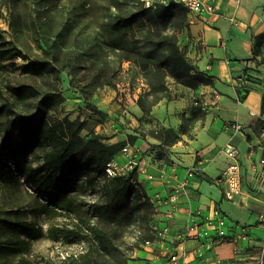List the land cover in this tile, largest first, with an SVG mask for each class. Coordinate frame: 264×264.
<instances>
[{"label":"rangeland","instance_id":"1","mask_svg":"<svg viewBox=\"0 0 264 264\" xmlns=\"http://www.w3.org/2000/svg\"><path fill=\"white\" fill-rule=\"evenodd\" d=\"M5 1L10 4V9L4 5ZM84 1L87 0H0V142L4 136L7 115L14 117L21 113L33 116L34 120L43 115L40 100L42 93L47 90L62 99L49 111L48 117L51 120L67 117L76 123L87 117L81 131L84 137L97 132L105 139L118 134L127 139L129 129L142 127L134 119L132 106L146 86L140 74L128 72V62L122 65L116 86L106 85L93 97L92 102L102 113L94 111L85 103L80 93L71 85L72 77L67 71L60 74L61 81H58L55 76L44 78L30 75L24 70L29 61L42 59L45 55L43 28L51 29L47 32L50 33L51 43L57 46L73 47L75 39L82 37L85 32L97 36L98 26L109 14L104 8L109 0H88L89 10L81 6ZM127 1L129 7H124L125 11L132 12L137 18L130 31L137 37H142L148 27L145 14L136 15L142 10V5L139 0ZM127 1L121 0V5H125ZM43 10H48L53 17L46 25L39 21ZM190 29L191 27H185L179 32V43L187 52L189 48L185 43ZM4 39L11 42L12 51L4 50ZM9 54H12V58L7 57ZM13 62H16L15 69ZM22 84L36 85L41 91L40 96L22 101L17 99L13 89ZM258 135L260 137V131ZM104 141L111 142L113 139ZM166 148L162 149L163 152H166ZM252 150L256 153L257 146H252ZM1 164H6L13 171L4 176L0 170V264H130L135 260L137 250L143 247V236L160 220L152 202L154 206L151 208L126 204L116 212L113 220L98 221L95 215L96 205L103 202L104 196L100 187L94 190L86 183L84 174H78L70 182H65L78 196V214L48 208V199L38 190L37 185L45 175L40 149L19 152L15 159L5 157L4 160L3 153L0 167ZM243 167L244 187L232 200L237 205H242L243 212L249 218L247 222L255 229L254 239L245 243L243 252L249 258L243 262L261 264L264 220L259 219V216L264 215V194L252 189V185H249V165L246 167L243 164ZM18 224L28 225L30 228L34 226L33 233H24ZM52 226H79L81 235L70 242L63 238L54 239L49 235V228ZM96 227L105 228L110 233L112 244L109 251L99 247L94 239Z\"/></svg>","mask_w":264,"mask_h":264},{"label":"trees","instance_id":"2","mask_svg":"<svg viewBox=\"0 0 264 264\" xmlns=\"http://www.w3.org/2000/svg\"><path fill=\"white\" fill-rule=\"evenodd\" d=\"M89 3L88 0L81 2V6L89 10ZM4 5L10 9L8 2L5 1ZM124 7H129L128 1L122 6L121 0H109L104 5L109 14L98 26L97 36L85 32L82 37L75 39L73 47L52 44L50 33L47 32L51 29L43 28L45 55L42 59L29 61L24 67L25 72L44 78L55 76L61 81L60 74L67 71L72 77L71 85L80 93L85 103L98 113L102 112L92 102L93 97L106 85L116 86L124 62L129 63L128 72L140 74L146 86L136 102L147 113L163 99L171 98V80L193 88L214 83L213 78L199 68L179 43V32L191 26L187 21L188 11L183 4L172 3L156 9L142 5V10L136 14H145V20L148 22L142 37H137L130 31L137 18L132 12H126ZM52 19L48 10H43L39 17L42 25L48 24ZM252 39L254 59H257L256 55H262L257 61L262 65L264 32L252 34ZM4 50L12 51L11 42L5 39ZM7 57L12 58V54ZM15 64L16 62H13L14 69L17 68ZM13 93L22 101L31 97L38 98L41 91L34 84H22L14 88ZM42 94L40 105L43 115L36 117V120L33 116L21 113L14 117L6 116L4 136L0 142V160L3 153L5 160V157L15 159L19 152L42 150V168L45 175L37 185L38 190L48 199L47 207L50 209L59 208L79 213L78 196L65 183L73 180L78 174H84L86 183L94 190L100 187L103 193V202L96 205L95 215L98 221L113 220L116 212L129 203L143 208L153 207L147 192L138 183L136 170L120 176H109L106 171L108 163L127 144H135L138 137L129 134L126 140L115 143L105 142V137L97 132L84 137L81 131L88 118L78 123L67 117L51 120L48 117L49 111L62 99L51 90ZM240 94L241 90H238V95ZM262 107L264 110V97ZM203 116L201 109L191 117L183 114L181 134L193 137L192 131ZM150 134L161 141L156 147L162 149L164 144L174 145L181 139L172 129L164 127L152 130ZM1 165L2 175H9L13 171L6 164ZM18 227L26 234H32L34 230V226L30 228L28 225L18 224ZM49 235L51 238H63L70 242L80 237L81 228L52 226L49 228ZM93 237L99 247L109 251L112 238L105 228L96 227ZM142 239V245L146 240H154L155 227L150 228Z\"/></svg>","mask_w":264,"mask_h":264},{"label":"crops","instance_id":"3","mask_svg":"<svg viewBox=\"0 0 264 264\" xmlns=\"http://www.w3.org/2000/svg\"><path fill=\"white\" fill-rule=\"evenodd\" d=\"M190 27L185 43L189 48L188 56L214 83L193 88L171 80V98L160 101L149 113L134 100V119L142 127L128 130L138 138L135 144H130L133 147L130 151H120L115 156L123 164L131 158L137 160L138 182L154 202L160 219L153 228L166 224L171 228L165 240L155 239L152 245L137 250L130 264H172L173 254L178 256L177 264L184 261L218 264V260L253 264L243 262L249 258L243 252L245 243L236 245L226 241L211 245L197 240L181 243L175 233L187 225L189 208L209 211L218 206L233 221L251 225L242 205L225 196L220 175L231 161L225 153L228 144L239 148L242 163L249 165L252 173L264 143V64L257 63L262 55L254 59L252 39V34L264 32V0H218L213 12L206 11ZM262 50L264 52V45ZM242 74L247 78L245 91L236 84V77ZM238 90H241L240 95ZM196 100L206 101L208 107L192 131L194 136L182 135V115L191 117L200 109ZM232 121L242 123L244 131L233 134L226 129L225 124ZM161 127L181 136L174 145L164 144L166 152L154 146L161 141L150 134ZM111 139L113 141L108 143L126 140L121 134L105 140ZM252 146H257L258 156L251 157ZM175 194L178 197L173 201ZM170 208H173L172 215H168ZM252 230L255 229L252 227ZM198 251L204 252V256L197 257Z\"/></svg>","mask_w":264,"mask_h":264},{"label":"built area","instance_id":"4","mask_svg":"<svg viewBox=\"0 0 264 264\" xmlns=\"http://www.w3.org/2000/svg\"><path fill=\"white\" fill-rule=\"evenodd\" d=\"M145 8L156 9L160 6H168L172 3L183 4L187 11V21L190 25L199 21L206 11L213 12L217 5L218 0H140ZM247 83L245 74L236 77V84L244 90V85ZM196 105L204 111L208 107L206 101L196 100ZM254 114V113H252ZM226 129L230 130L233 134L244 131V125L238 121H232L225 124ZM264 134V123L262 125ZM132 145L127 144L122 151L128 152L132 149ZM226 156L231 159L225 170L220 175V181L225 187V196L228 199H233L240 194L244 187V167L240 157V150L234 144H228L225 150ZM259 156L251 149L250 154L258 156L256 162L253 164V171L249 185L252 189L264 194V143L261 145V152ZM139 164L136 159H130L126 163H121L116 158H113L107 165L106 171L109 176L125 175L133 170H137ZM178 194L172 196V200H176ZM152 201V200H151ZM153 202V201H152ZM168 211V215L173 214V208ZM259 219L264 220V215L261 214ZM170 226L164 225L163 227H155V239L165 240L170 233ZM176 238L182 243L186 240H197L204 244L211 245L221 242H231L241 245L242 243H249L254 237L252 225L242 224L233 221L227 212L221 207L215 206L209 211L189 208V220L185 228L175 233ZM154 240H146L143 247L150 246ZM197 257H203L204 252L198 251ZM172 264L178 263V256L173 254L170 257ZM218 264H235V262L222 263L221 260L217 261ZM147 264H151L148 262ZM184 264H188L184 261Z\"/></svg>","mask_w":264,"mask_h":264},{"label":"water","instance_id":"5","mask_svg":"<svg viewBox=\"0 0 264 264\" xmlns=\"http://www.w3.org/2000/svg\"><path fill=\"white\" fill-rule=\"evenodd\" d=\"M261 264H264V252H263V255H262V262Z\"/></svg>","mask_w":264,"mask_h":264}]
</instances>
